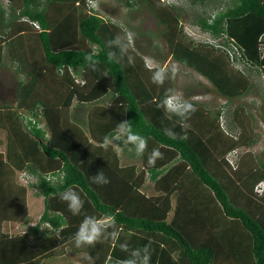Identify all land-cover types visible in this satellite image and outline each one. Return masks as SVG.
I'll return each mask as SVG.
<instances>
[{"label": "trees", "instance_id": "1", "mask_svg": "<svg viewBox=\"0 0 264 264\" xmlns=\"http://www.w3.org/2000/svg\"><path fill=\"white\" fill-rule=\"evenodd\" d=\"M16 1L9 3L11 17L0 20V70L8 62L20 81L13 102H0V129L6 132L0 149V264H40L65 251L84 254L90 264H116L129 255L121 243L132 249L149 241L150 264H264V188L261 194L254 191L258 182L264 183V162L249 150L257 138L246 109L234 110V123L227 127L219 120L220 110L204 122L201 133L203 106L189 100L197 110L185 133L175 117L167 119L158 107L166 90L174 91L172 73L162 86L152 83L149 69L154 67L148 68L132 46L128 55L133 63L127 56L108 60L109 51H119L106 42L123 35L125 26L101 16L87 0H47L40 10L38 3L31 10L25 2V13ZM191 2L204 5L207 0ZM227 2L196 22L211 37L238 47L243 70L234 68L221 48L189 41L177 6L140 0L165 25L160 34L171 59L233 100L253 88L249 71L264 76V3ZM135 3L125 0L131 9ZM55 6L62 10L57 20ZM26 33L32 37L28 42ZM93 49L99 50L95 70L84 60ZM125 120L147 140L138 166L119 162L123 139L118 123ZM165 128L177 139L167 137ZM153 149L163 157L149 166ZM236 150L233 168L226 155ZM23 171L31 177L34 196L43 197L35 226L25 220L29 187L13 179ZM98 172L107 184L92 182ZM68 188L84 201L81 215L74 216L59 198ZM84 214L113 215L118 241L75 247L70 238ZM17 220L27 225L25 231L12 235L3 230L5 222Z\"/></svg>", "mask_w": 264, "mask_h": 264}, {"label": "rangeland", "instance_id": "2", "mask_svg": "<svg viewBox=\"0 0 264 264\" xmlns=\"http://www.w3.org/2000/svg\"><path fill=\"white\" fill-rule=\"evenodd\" d=\"M163 2L162 0H160ZM192 0H180L178 4H173L177 6L179 10H181V17L179 18V25L182 28L184 34L187 36L189 41L193 43H203L207 38V34L200 30L197 26V17L201 14L206 15L214 13L217 9H224L227 6V0H207L204 5L193 4ZM135 7L132 9L125 5V0H96V12H98L104 18H107L112 23L118 25L119 27L125 26L124 30L130 31L134 34L133 44L131 45L138 50V52L142 54H148L153 60L165 61L169 57V53L166 49L165 41L161 36L160 32L164 28L163 23H159L155 18L154 14L150 11L147 4H141L140 0H135ZM163 4L167 6H171L163 2ZM222 39H220L221 41ZM171 62H174L171 60ZM174 79L177 83V89L180 90L185 98L191 97L192 95H197L198 98L204 96L205 94L211 95V90L207 92H203V84L198 85L194 83L193 89L188 90V87H191L192 82L194 80H199V75L193 69H188L179 63H175V66H170V68H174ZM0 73V102L10 101L13 102L15 98V90L17 89L18 81L16 78V74L13 72V68H5L1 69ZM196 72V73H195ZM256 79H260V75H255ZM262 78V82H263ZM205 86L212 89L210 84H204ZM213 91V89H212ZM180 92V93H181ZM254 95V96H253ZM253 98L256 96L252 94ZM251 96V98H252ZM258 96V95H257ZM245 99L244 101H236L237 103L243 102L246 104V108H252V99ZM228 100V99H227ZM231 101V100H229ZM253 102L256 103V99H253ZM261 110H264V105L258 96L257 103ZM206 106V105H205ZM224 111V108H222ZM258 113H256V125H257V143L255 146L250 147L249 150L256 155L260 156L264 159V125L262 124V117H260V112L254 107ZM5 131L0 129V147L2 150L5 148L6 136ZM117 138V137H116ZM115 142V141H113ZM119 162L123 163V159H119ZM124 164V163H123ZM16 184L21 186L29 187L27 190V199L35 200L37 196H34V190L31 186H28V182L31 181V177L25 171L17 172L16 176L13 178ZM37 206L41 208V199L40 197L36 198ZM22 220V219H21ZM25 220L28 221V216L25 217ZM37 220V219H36ZM25 225L22 221H19L17 225L5 224L4 230L10 232L12 230H23L22 228ZM46 228V227H44ZM49 228V227H47ZM13 232V231H12ZM32 243V241H31ZM53 259V260H52ZM51 261L46 262V264H89L87 259L83 257V255H75L71 252L67 251L65 255L59 257V259L52 258Z\"/></svg>", "mask_w": 264, "mask_h": 264}, {"label": "clouds", "instance_id": "3", "mask_svg": "<svg viewBox=\"0 0 264 264\" xmlns=\"http://www.w3.org/2000/svg\"><path fill=\"white\" fill-rule=\"evenodd\" d=\"M180 0H178L179 2ZM134 34L130 31H125L123 35L117 34L113 39L106 42L109 49H118L119 55L116 51H109L107 58L109 61L119 62L125 56H127L128 62L131 64L134 62L133 57L128 55L129 49L133 43ZM98 49H93L89 54L84 57L88 67L95 70L96 65L99 63L94 57L98 54ZM151 72V82L162 86L166 79L170 78V73L174 74L175 69L169 68V66H159L149 69ZM167 119L171 120L173 117L178 118L182 129L186 130L190 127L188 120L192 113L197 109L195 105L184 96L171 89L166 90V94L158 104ZM220 122L223 123V116H220ZM118 129L122 136L125 137L124 142L131 144L135 150L137 156H143L147 147V140L138 133H134L129 121L125 120L118 123ZM164 134L170 139H177L178 134L170 128H165ZM186 139V135L183 137ZM108 147V141L106 140L104 145ZM163 157V154L159 149H153L148 157L149 166H154L157 159ZM93 183L107 184L108 178L102 173L91 177ZM60 200L67 204L69 211L74 215H81L84 201L81 199L80 194L72 188H68L58 193ZM35 226V225H34ZM120 235V229L116 224L115 217L113 215H106L104 217H97L95 215L84 214L83 219L80 221L77 231L70 238L75 247L80 248L83 246H94L102 241H111L115 244L118 241ZM151 241L142 247L130 249L126 243L119 245L122 251L128 252V258L119 260L116 264H150L151 260Z\"/></svg>", "mask_w": 264, "mask_h": 264}, {"label": "crops", "instance_id": "4", "mask_svg": "<svg viewBox=\"0 0 264 264\" xmlns=\"http://www.w3.org/2000/svg\"><path fill=\"white\" fill-rule=\"evenodd\" d=\"M33 3H32V2ZM35 1V2H34ZM17 0L16 2H17V4H18V11L19 12H24L25 11V2H29L30 3V5L31 6H29L30 8L29 9H31L32 10V5L33 4H36V3H38V5H37V7H38V9L39 8H44L43 6H45V1H47V0ZM263 3H264V0H261ZM9 3H10V0H0V20L2 19V18H6L7 16H9V17H11V6L9 5ZM40 4H42V6H40ZM45 7H47V6H45ZM60 9V7L59 8H57L56 6L55 7H53V11H54V16H55V18H56V20L60 17V16H62V10H59ZM40 10V9H39ZM25 13V12H24ZM22 18H28V15H25L24 17H22ZM2 31H4V30H2V27L0 26V32H2ZM23 35V34H22ZM26 35H28L27 37L25 36V42H28L29 41V39H31L32 37L30 36L31 35V33H26ZM22 42V41H21ZM20 42V43H21ZM133 44V43H132ZM133 49L135 50V51H137L138 52V50L137 49H135L134 48V45H133ZM143 58H144V61H145V64H146V66L148 67V68H152V67H156L157 65H159V66H164V65H167V66H169V68H170V66H175V63H176V61H175V63L174 62H171V60H173V59H171V56L169 55V57L165 60V61H160V60H153L151 57H150V55H148V54H142V53H140V52H138ZM174 61V60H173ZM178 63V62H177ZM180 64V63H179ZM8 65H9V63L7 62L6 63V68L8 67ZM182 65V64H181ZM184 67H186V66H184ZM174 69H176V67H174ZM189 69V68H188ZM3 70H4V68H3ZM191 70V69H190ZM192 71V70H191ZM192 72H194V71H192ZM0 73H2L1 72V70H0ZM196 73V72H195ZM194 75H199L198 77H199V80H194L193 82H192V86L191 87H188V90H191V89H193V85H194V83H197L198 85H201V83L203 84H210V82L207 80V79H205L202 75H200V74H194ZM249 75H250V77H251V80H252V82H253V88L249 91V93L247 94V95H245V96H242V97H240V98H237V99H233V100H231V101H229V100H227V98H225V97H223V96H221V95H219L215 90H214V88H213V86L210 84V86L212 87V89H213V91H212V89H210L209 87H207V85L205 86L204 84L202 85L203 86V92H207V91H210L211 90V95H209V94H205L204 96H201L200 95V98H198L197 97V95L195 96V95H192L191 97L189 96L188 98H185V99H187V100H193V101H196V102H199V103H201L202 104V106H203V112H202V114L200 115V117L204 120V121H202L203 123H200L198 126H199V130H201V131H199V132H201V133H203L205 130L203 129V124H204V122H208L209 121V118L210 117H212V116H217L218 114H219V111H220V114L223 116V123H224V126H228V125H230V124H232L233 125V120H232V116H233V114H234V110H236L237 108H240V107H243V108H245L246 109V115H248V117H249V119L251 120V125L250 126H252V131L256 134V132H255V130L257 131V125H256V113H258L257 111H256V109H254V107L256 106V108L258 109V111L260 112V117H262L263 116V112H264V110H261L260 108H259V106H258V104H256L257 103V98H258V96H259V98H260V100H261V102L263 103V104H261V105H264V81L262 82V78H261V81H260V79H256L257 77L256 76H254L253 74H250V71H249ZM172 76H173V88H174V91H176V92H181L180 90H178L177 89V83H176V80L174 79V74H172ZM256 77V78H255ZM181 94H182V92H181ZM252 94H255L256 96L253 98V96H252ZM183 95V94H182ZM258 95V96H257ZM251 96H252V98H251ZM252 99V102H249V103H252L253 105H252V108H249V109H247L246 108V104H244L243 102H241V103H237L236 101H244L245 99ZM253 99H256V103L255 102H253ZM206 105V106H205ZM222 108H224V111H223V109ZM77 109V108H76ZM76 109H74V113L76 114V112H78ZM220 116V115H219ZM252 116V117H251ZM77 118H79V117H77ZM220 118L221 117H219V120H220ZM175 122H179V120L175 117V119H173ZM261 121H262V124L264 125V122H263V119H261ZM180 123V122H179ZM235 129V128H234ZM237 130V129H236ZM256 138H257V135H256ZM122 139H123V142H122V145H120V153H121V158L123 159V163H130V164H135V165H139V159H138V156L136 155V153L130 148V144H125V142H124V140H125V138H124V136H122ZM258 139V138H257ZM258 141L256 140V142L255 143H253V145L251 146V147H253V146H255V144L257 143ZM0 149H1V147H0ZM2 150V149H1ZM255 154V153H254ZM262 160H263V162H264V159L262 158ZM148 193H153V190H152V188L150 187V188H148ZM37 198V197H36ZM36 198H34L35 200H28L27 199V216H28V226L30 225H34L36 222H37V220H38V218H39V216H40V214H41V212H42V210H43V197H40V199H41V202H42V204H41V208L39 209L38 208V206H37V202L38 201H36ZM37 219V220H36ZM19 221L20 220H17V221H8V222H5L4 224H3V230H4V226H5V224L7 223V224H11V225H17L18 223H19ZM27 225H25V227H23L22 229L23 230H12V231H10V232H8L9 234H12V235H16V234H19L20 233V231H25V229H26V227H27ZM43 226H47V227H49V225L48 224H45V225H43ZM5 231V230H4ZM7 232V231H6ZM33 236H29V240L30 241H33ZM33 243V242H32ZM67 251H65L64 253H62V255L64 256L65 255V253H66ZM69 252H71V251H69ZM72 254H74L73 252H71ZM83 255V257H85L86 258V256L84 255V254H82V253H77V254H75V255ZM62 255L60 256H57V257H55L56 259H59V257H62ZM87 259V258H86ZM243 260H247V258L246 257H243L242 258ZM53 260V259H52ZM48 261H51V259H43L41 262H40V264H46V262H48ZM227 261L226 260H224L223 261V264H230V263H226ZM247 262H249L248 260H247ZM90 264V263H89ZM231 264H234V263H232V261H231Z\"/></svg>", "mask_w": 264, "mask_h": 264}, {"label": "built area", "instance_id": "5", "mask_svg": "<svg viewBox=\"0 0 264 264\" xmlns=\"http://www.w3.org/2000/svg\"><path fill=\"white\" fill-rule=\"evenodd\" d=\"M96 0H87L89 6L95 7ZM163 2L167 4H178V0H162ZM178 2V3H177ZM206 33V32H205ZM208 36L207 38L202 41L204 43H208L209 45H213L216 48H221L227 56V59L229 63L238 70H243V63L241 62V54L238 49V47L231 41H229L227 44L223 43V40L220 41V39H215L211 37L208 33H206ZM264 80V76H263ZM239 153L238 150L231 151L226 155V161L229 163L231 167H236L237 161H238ZM264 188V183L262 181L258 182L254 186V191L258 194H261Z\"/></svg>", "mask_w": 264, "mask_h": 264}]
</instances>
